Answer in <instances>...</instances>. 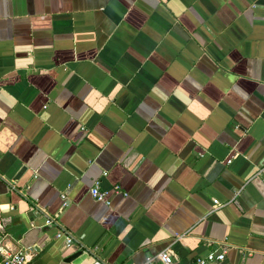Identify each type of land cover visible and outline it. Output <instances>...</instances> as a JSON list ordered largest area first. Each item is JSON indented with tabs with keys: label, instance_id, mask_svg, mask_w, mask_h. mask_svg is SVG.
<instances>
[{
	"label": "crops",
	"instance_id": "obj_1",
	"mask_svg": "<svg viewBox=\"0 0 264 264\" xmlns=\"http://www.w3.org/2000/svg\"><path fill=\"white\" fill-rule=\"evenodd\" d=\"M0 233L28 264H264V0H0Z\"/></svg>",
	"mask_w": 264,
	"mask_h": 264
},
{
	"label": "built area",
	"instance_id": "obj_2",
	"mask_svg": "<svg viewBox=\"0 0 264 264\" xmlns=\"http://www.w3.org/2000/svg\"><path fill=\"white\" fill-rule=\"evenodd\" d=\"M230 161H227L228 164ZM89 195L96 202L107 204L105 201V194L100 192L97 184L92 185L88 190ZM213 204H217L216 201ZM55 223L54 217H45L44 224L49 225ZM56 237L60 238L63 243V247L66 250L71 249L73 244V238L69 234V232L64 230H59L56 232ZM3 236L0 233V264H28L30 261V249L22 250V251H10L3 245ZM94 250V249H93ZM224 258L223 252L219 253H208L204 257H197L193 260L191 264H210L215 262H220ZM159 262L161 264H171V256L169 251H162L153 257L146 258L142 264H153L154 262ZM92 264H100L95 261Z\"/></svg>",
	"mask_w": 264,
	"mask_h": 264
},
{
	"label": "water",
	"instance_id": "obj_3",
	"mask_svg": "<svg viewBox=\"0 0 264 264\" xmlns=\"http://www.w3.org/2000/svg\"><path fill=\"white\" fill-rule=\"evenodd\" d=\"M78 255H80V252L73 253V254L69 255L68 257H66L64 259V262H70L71 260L76 258Z\"/></svg>",
	"mask_w": 264,
	"mask_h": 264
}]
</instances>
